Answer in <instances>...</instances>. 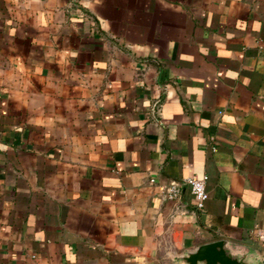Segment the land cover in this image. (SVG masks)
I'll list each match as a JSON object with an SVG mask.
<instances>
[{"label": "crops", "instance_id": "obj_1", "mask_svg": "<svg viewBox=\"0 0 264 264\" xmlns=\"http://www.w3.org/2000/svg\"><path fill=\"white\" fill-rule=\"evenodd\" d=\"M183 177L200 210L160 193ZM261 232L264 0H0V264H178L217 239L264 264Z\"/></svg>", "mask_w": 264, "mask_h": 264}, {"label": "water", "instance_id": "obj_2", "mask_svg": "<svg viewBox=\"0 0 264 264\" xmlns=\"http://www.w3.org/2000/svg\"><path fill=\"white\" fill-rule=\"evenodd\" d=\"M178 264H258L257 250L226 239H217L185 250L177 256Z\"/></svg>", "mask_w": 264, "mask_h": 264}, {"label": "built area", "instance_id": "obj_3", "mask_svg": "<svg viewBox=\"0 0 264 264\" xmlns=\"http://www.w3.org/2000/svg\"><path fill=\"white\" fill-rule=\"evenodd\" d=\"M212 150H215V145H213ZM154 178H150L149 182L153 183ZM187 187L190 193L195 197L196 200V209L200 210L203 207V203L207 198V192L205 189V181L203 178H192V177H183L180 179L172 180L168 184L160 186L159 191L169 200H176L182 189ZM261 239L264 238V232L259 234Z\"/></svg>", "mask_w": 264, "mask_h": 264}]
</instances>
